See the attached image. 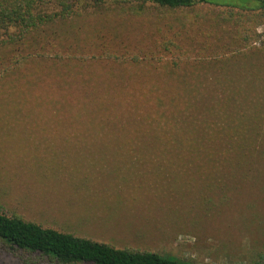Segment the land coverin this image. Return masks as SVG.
I'll return each mask as SVG.
<instances>
[{
    "label": "rangeland",
    "instance_id": "obj_1",
    "mask_svg": "<svg viewBox=\"0 0 264 264\" xmlns=\"http://www.w3.org/2000/svg\"><path fill=\"white\" fill-rule=\"evenodd\" d=\"M120 10L67 23L68 42L86 58L73 60L70 74L47 66L0 83V212L117 249L256 264L264 257V55L226 57L223 35L235 24H222V8L147 5L131 18ZM256 32L264 40V26ZM167 40L189 58L179 71L161 48ZM214 54L227 55L205 64ZM127 118H178L184 142L117 129ZM183 118L205 137L195 139ZM221 118H231L228 128L254 118L258 130L223 137L211 132ZM119 148L131 155H114ZM206 150L212 163L198 154ZM0 264L47 263L2 247Z\"/></svg>",
    "mask_w": 264,
    "mask_h": 264
},
{
    "label": "trees",
    "instance_id": "obj_2",
    "mask_svg": "<svg viewBox=\"0 0 264 264\" xmlns=\"http://www.w3.org/2000/svg\"><path fill=\"white\" fill-rule=\"evenodd\" d=\"M147 5L167 11H184L203 5L224 9V15L219 20L223 25L232 21L235 24L233 33L223 35L230 42L228 55L223 54L220 57L214 54L212 58L216 59L208 60L205 64L220 63L225 55L229 58V54L235 52L243 56L254 52L264 55V40L261 34L256 32L258 26H264V0H0V83L3 84L14 76L25 78L31 71H38L47 66H58L66 74H70L74 67H78L77 63L86 58H82V54L79 56L76 44L68 42L66 34L69 31L65 30L67 23L80 20L85 14L113 12L118 9L131 18L143 15ZM214 25L215 22L211 24L212 27H215ZM161 48L167 53L173 52L175 62L172 67L176 71H179L184 63H188L189 58H183L185 52L181 44L176 45L167 40L161 44ZM221 49L224 50L223 46ZM112 53L115 55L112 58L119 61L117 57L119 55L116 52ZM137 58L132 57L131 62L136 63ZM159 69H162V65L154 68L155 71ZM97 119L103 123L102 118ZM136 119L131 122V119L127 118L117 129L166 135L167 146L174 142L178 144L176 140L184 142L182 138L185 137L186 127L178 118ZM188 119H191V122L187 131L193 134L202 131L199 127L198 132H193V128L198 124L192 118H183L184 121ZM221 119L226 126L225 124L223 127L212 126L215 130L211 132L223 137H228L236 130L239 133H244L242 131L248 128L250 131L252 128L258 130V126L253 123L254 118H248L242 124L241 120L236 123L237 127L233 124L230 128L228 121L231 118ZM232 121L235 122V119ZM174 136L175 141L172 139ZM194 136L195 139L205 137L204 134ZM209 139L214 143L212 136ZM208 152L209 150L198 153L204 157L203 162L206 164L214 161L213 154ZM2 247L15 256L36 254L47 264H191L154 252L117 249L106 243L43 228L38 224L24 221L17 215L6 216L0 212V248ZM256 264H264V257Z\"/></svg>",
    "mask_w": 264,
    "mask_h": 264
},
{
    "label": "crops",
    "instance_id": "obj_3",
    "mask_svg": "<svg viewBox=\"0 0 264 264\" xmlns=\"http://www.w3.org/2000/svg\"><path fill=\"white\" fill-rule=\"evenodd\" d=\"M120 152H117L115 153L114 155H131V148H119L118 149ZM122 151V152H121ZM110 158H107V161L105 162L108 166L111 165V166H114L116 162H114L113 160H108ZM126 164H131V162H134V161H137V160H141L140 158H133V159H125V158H122ZM94 161H96V159H94ZM100 161V160H99ZM91 219H96V220H100V218L98 217H94V218H91ZM105 225V224H103ZM66 233V232H65ZM68 233V232H67Z\"/></svg>",
    "mask_w": 264,
    "mask_h": 264
}]
</instances>
